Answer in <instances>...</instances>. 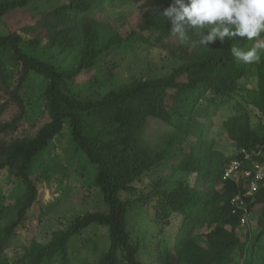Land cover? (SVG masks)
Instances as JSON below:
<instances>
[{
    "label": "trees",
    "instance_id": "1",
    "mask_svg": "<svg viewBox=\"0 0 264 264\" xmlns=\"http://www.w3.org/2000/svg\"><path fill=\"white\" fill-rule=\"evenodd\" d=\"M41 1L0 0L1 19L31 9L29 15L13 21L8 33L0 35V171L5 167L14 169L18 187L23 189L17 198L16 217L0 229V255L10 246L17 227L37 198L30 172L34 159L67 124L79 152L95 167L94 183L107 211L75 218L66 229L54 232L45 244L33 241L23 255L27 264H43L56 256L67 264L71 238L92 224L106 227L108 233V247L99 264H144L137 257L127 230V214L133 203L152 195L157 215L164 217L169 209L181 216L172 247L175 264H264V187L247 202L253 226L242 225V210L231 204L241 185L222 178L241 149L261 151L258 158L264 161V53L259 63L245 64L230 51L232 46L249 44V48L254 41L225 38L223 44L217 40L204 46L199 45L198 37L190 30L189 36L195 39L193 49L180 52L179 48L176 53L171 38L177 35L171 32V22L161 14L172 2L165 1L156 11L145 14L139 28L148 31L181 62L165 76L134 80L104 94H82L76 90L82 78L93 76L105 54L137 33L131 30L125 36L115 34L104 44L94 24L86 21L85 14L91 8L88 0H63L54 5L49 4L50 0ZM21 33L35 35L36 42L44 35L49 45H71L78 50L80 60L76 66L60 70L50 61L27 52ZM5 52L11 54L13 74L6 65ZM31 73L46 80L45 114L30 136L10 137L26 119L22 88ZM250 80L254 85L247 88ZM240 88L246 91L243 100H236L233 114L222 122L236 146L234 155L223 160L217 152L207 150L202 157L189 161L185 170L196 173L197 186L183 181L170 190L155 192L136 185L162 157L157 148L146 142L150 121L170 125L174 116L193 109L208 93L227 101ZM197 230L205 232L204 246L196 240Z\"/></svg>",
    "mask_w": 264,
    "mask_h": 264
},
{
    "label": "rangeland",
    "instance_id": "2",
    "mask_svg": "<svg viewBox=\"0 0 264 264\" xmlns=\"http://www.w3.org/2000/svg\"><path fill=\"white\" fill-rule=\"evenodd\" d=\"M40 1V0H38ZM43 1V0H42ZM41 1V3H42ZM63 0H50L49 4ZM90 10L85 14L94 24L104 44L115 34L125 36L134 30L137 35L124 41L96 66L93 76L82 80L76 90L82 94L98 92L104 94L134 80L165 76L177 66L181 59L170 55L157 43L150 33L139 28L146 13L154 12L159 4L172 0H88ZM31 9L15 12L0 18V35L6 34L14 20L22 19ZM16 18V19H15ZM19 18V19H18ZM24 49L56 65L60 70L72 68L80 60L77 49L71 45L47 44L45 36L39 42L35 35L21 33ZM173 39L175 52H190L195 44L193 36L189 40ZM264 39V36L260 37ZM249 45V44H248ZM248 45L240 47L248 49ZM6 65L13 74L15 66L10 52H5ZM253 81L246 85L251 88ZM46 80L34 73L23 85L27 114L22 126L10 137L25 138L31 135L33 127L44 117L45 101L43 92ZM246 91L240 88L229 100L207 94L183 115L174 116L170 125L152 120L145 133L146 142L161 152L162 157L144 174L136 185L155 192L170 190L185 181L196 185V173H189L185 165L195 157H202L207 150L217 152L223 160L236 153V146L222 127V122L235 110L236 100H243ZM254 120V119H253ZM255 121V120H254ZM38 193L36 200L26 213L11 239V244L0 255V264H27L23 258L29 245L36 241L47 243L54 232L66 229L77 217L88 212H106L102 195L95 185V167L91 165L74 143L70 129L65 124L34 159L30 170ZM198 182L200 179H197ZM201 183V182H200ZM202 184V183H201ZM15 176L9 167L0 171V229L16 217L18 201L22 196ZM206 186L204 183L201 185ZM217 188V187H216ZM19 192V193H18ZM154 196L143 202H135L127 214L126 227L135 245L138 259L144 264H175L172 251L181 216L169 209L164 217L156 214ZM253 220V217H250ZM250 225L254 223L250 220ZM205 232L197 230L196 240L205 245ZM240 237L242 234L240 233ZM108 247L107 228L92 224L71 238L68 246L67 264H99L103 252ZM43 264H62L59 256L46 260Z\"/></svg>",
    "mask_w": 264,
    "mask_h": 264
},
{
    "label": "clouds",
    "instance_id": "3",
    "mask_svg": "<svg viewBox=\"0 0 264 264\" xmlns=\"http://www.w3.org/2000/svg\"><path fill=\"white\" fill-rule=\"evenodd\" d=\"M161 14L182 42L189 40L190 30L204 46L217 40L223 44L225 38H246L254 43L247 50L232 46V56L245 64L261 61L264 0H172Z\"/></svg>",
    "mask_w": 264,
    "mask_h": 264
},
{
    "label": "built area",
    "instance_id": "4",
    "mask_svg": "<svg viewBox=\"0 0 264 264\" xmlns=\"http://www.w3.org/2000/svg\"><path fill=\"white\" fill-rule=\"evenodd\" d=\"M261 151L249 152L241 149L237 158L232 159L225 168L222 178L232 179L241 185L239 191L231 198L232 206L242 210L240 223L249 224L250 212L247 202L250 197L261 187H264V161L258 157Z\"/></svg>",
    "mask_w": 264,
    "mask_h": 264
}]
</instances>
